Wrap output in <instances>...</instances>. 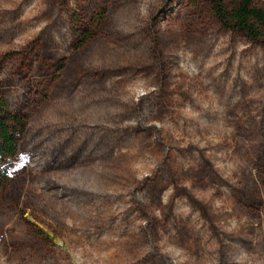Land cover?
<instances>
[{
  "label": "rangeland",
  "instance_id": "1",
  "mask_svg": "<svg viewBox=\"0 0 264 264\" xmlns=\"http://www.w3.org/2000/svg\"><path fill=\"white\" fill-rule=\"evenodd\" d=\"M0 87V264H264V34L212 0H0Z\"/></svg>",
  "mask_w": 264,
  "mask_h": 264
},
{
  "label": "trees",
  "instance_id": "2",
  "mask_svg": "<svg viewBox=\"0 0 264 264\" xmlns=\"http://www.w3.org/2000/svg\"><path fill=\"white\" fill-rule=\"evenodd\" d=\"M212 1L214 12L224 27L242 32L252 40H258L264 34V7L256 4L254 0H239L234 7L230 8L225 6L222 0ZM26 127L25 120L12 110L0 87L1 161L7 163L8 159L16 156L21 136L26 131ZM6 176L7 172L4 168L0 173V181L4 180Z\"/></svg>",
  "mask_w": 264,
  "mask_h": 264
}]
</instances>
